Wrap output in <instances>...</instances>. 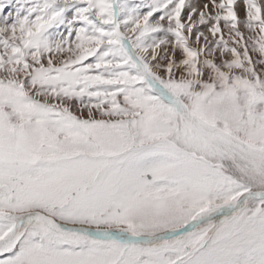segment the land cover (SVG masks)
Returning a JSON list of instances; mask_svg holds the SVG:
<instances>
[{"label": "snow or ice", "instance_id": "1", "mask_svg": "<svg viewBox=\"0 0 264 264\" xmlns=\"http://www.w3.org/2000/svg\"><path fill=\"white\" fill-rule=\"evenodd\" d=\"M0 264H264V0H0Z\"/></svg>", "mask_w": 264, "mask_h": 264}]
</instances>
